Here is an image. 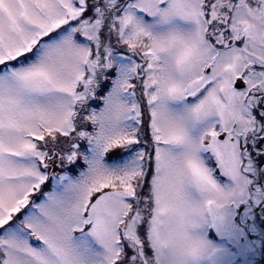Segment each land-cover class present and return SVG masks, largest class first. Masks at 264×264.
<instances>
[{"label":"snow or ice","instance_id":"obj_1","mask_svg":"<svg viewBox=\"0 0 264 264\" xmlns=\"http://www.w3.org/2000/svg\"><path fill=\"white\" fill-rule=\"evenodd\" d=\"M0 264H264V0H0Z\"/></svg>","mask_w":264,"mask_h":264}]
</instances>
